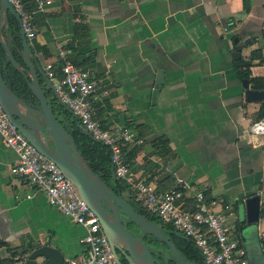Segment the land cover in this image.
<instances>
[{
    "label": "crops",
    "instance_id": "1",
    "mask_svg": "<svg viewBox=\"0 0 264 264\" xmlns=\"http://www.w3.org/2000/svg\"><path fill=\"white\" fill-rule=\"evenodd\" d=\"M248 2L246 13L242 0H45L43 9L25 0L42 68L53 63L59 74L61 42L71 61L109 90L100 106L102 124L129 127L141 140L129 145L135 146L133 177L163 192L180 180L205 191L233 229L244 221L238 239L249 264H264L257 234L264 220L247 234L244 209L241 218L234 209L241 199L260 195L264 178V149L248 130L262 101L245 100L235 68L237 59L249 61L259 48L264 57V0ZM1 39L10 40L6 27ZM238 47L240 57L232 58ZM252 63L250 77L264 82V63ZM158 70L164 76L152 102ZM40 82L51 105L60 103ZM16 158L0 137V241L6 244L0 252L37 241L65 259L87 257L79 241L83 227L11 173Z\"/></svg>",
    "mask_w": 264,
    "mask_h": 264
},
{
    "label": "built area",
    "instance_id": "2",
    "mask_svg": "<svg viewBox=\"0 0 264 264\" xmlns=\"http://www.w3.org/2000/svg\"><path fill=\"white\" fill-rule=\"evenodd\" d=\"M8 1L20 16L29 46L34 48L36 31L32 12L27 9L25 0ZM31 1L36 9H43L45 0ZM57 59L60 61L58 75L53 63H46L43 68L53 94L93 139L109 148L114 177L127 184L133 199L146 212L189 238L203 255L205 264H249L247 252L226 216L216 211L214 203L202 190L180 180L177 186L163 192L151 183L133 177L124 146L140 144L141 140L129 127L106 128L102 124L99 110L109 90L103 89L102 82L87 70L77 67L68 58L61 42L57 43ZM248 130L264 149V117L252 121ZM0 137L17 156L11 173L42 192L51 207L84 229L79 241L86 247L87 257H70L63 264H116L98 217L80 198L58 165L40 153L8 119L1 105ZM260 218L264 220V214ZM260 236L264 238V231ZM15 264H24V259Z\"/></svg>",
    "mask_w": 264,
    "mask_h": 264
},
{
    "label": "water",
    "instance_id": "3",
    "mask_svg": "<svg viewBox=\"0 0 264 264\" xmlns=\"http://www.w3.org/2000/svg\"><path fill=\"white\" fill-rule=\"evenodd\" d=\"M9 15L15 18L16 25H9ZM5 27L10 38L8 42L1 39V32ZM236 41L237 39H234V42ZM0 45L11 65L22 75L30 91L28 99L15 94L6 83L0 69V105L2 109L29 142L40 153L54 161L72 182L80 198L98 217L112 250H114V244L119 242L130 254L131 249L136 246L143 247L149 254L144 243L123 226L119 213V209H121L142 233L150 235L164 244L178 264H189L161 224L154 223L135 210L121 194L116 193L92 170L79 152L75 139L58 120L50 100L43 92L40 77L51 88L50 82L40 65V59L35 50L27 42L19 14L8 0H0ZM240 55L241 47L231 53L232 58L240 57ZM17 57L21 59L20 62L17 61ZM163 76V71L158 70L152 91V102L155 101L161 88ZM241 82L245 88L244 98L246 101H264V89L249 88L247 79H243ZM82 129L90 135L84 128ZM48 143H51L53 148L49 147ZM112 175L114 176L113 167ZM234 209L238 218H241L240 211L244 209L245 216L242 220L246 221L245 226L256 227L260 219V195L256 193L241 199L235 204ZM175 233L179 235V233ZM149 258L154 264L151 254H149ZM64 260L65 257L58 248L48 243L42 244L35 241L32 247L28 248L24 264H63Z\"/></svg>",
    "mask_w": 264,
    "mask_h": 264
},
{
    "label": "trees",
    "instance_id": "4",
    "mask_svg": "<svg viewBox=\"0 0 264 264\" xmlns=\"http://www.w3.org/2000/svg\"><path fill=\"white\" fill-rule=\"evenodd\" d=\"M242 4H243V11L247 13L250 9L248 0H242ZM8 23L9 25L17 24L15 18L11 15H9L8 17ZM262 36H264V31L262 32ZM250 43H251L250 40L245 42V44L247 45ZM68 58L70 59L69 56ZM255 58H258L259 63H264V57L262 56L260 48L251 52V60L249 61H244L241 58L237 59L235 64L236 72L238 78H240L241 81L243 79H247V81L252 84L253 89H264V82L262 79L250 77L251 74L250 67L253 64L252 59ZM0 69L6 83L12 88L13 92L18 96L28 99L30 97V91L27 88V85L22 75L11 65L1 45H0ZM52 108L58 120L65 126V128L70 133V135L75 139L76 146L79 152L85 158V160L92 168V170L105 183H107L110 187H112L116 193L121 194L140 214L146 216L154 223L161 224V226L165 229L166 234L170 237L171 241L175 244V246L180 250V252L182 253V255L189 264H205L203 255L189 238L184 236L182 233L174 230L170 224H164L156 216L146 212L140 206V204L133 199L131 193L129 192L127 184L120 179H116L112 175V164L110 159L109 148L103 145L101 142L93 139L87 133H85L82 129L83 127L81 126L80 121L77 120L75 117H73L70 111L61 103H56V104L53 103ZM99 115H100V110H99ZM262 117H264V101H262L260 104L259 112L257 113V118L255 120ZM124 149L126 151V162L129 166V162L132 159L135 146L134 147L124 146ZM203 192L206 196V192L205 191ZM260 213L261 216L262 214H264V201H262L260 204ZM129 223H132L131 225L137 228L133 224V222H129ZM243 223L244 221L238 223V225H236L233 229L237 237H239L240 235L239 229L243 225ZM175 232L179 233V235H176ZM145 235L147 236L149 243L152 246V249L159 251L160 249L159 246L162 243L158 242L157 239H155L150 235L147 234ZM260 239L264 249V238L261 237ZM34 242L28 243L29 245L27 246V248H31ZM2 246H6V244L5 242L0 241V248ZM4 249H5L4 252H0V264H15L17 261L14 260L22 261L26 255V254L20 255V254H16V252H13V254L11 253V257H7L6 253H8V251L6 249L8 248L6 247ZM159 254L162 255V252L159 251ZM166 260L168 264H178L176 260L171 256V254L170 257H168Z\"/></svg>",
    "mask_w": 264,
    "mask_h": 264
},
{
    "label": "flooded vegetation",
    "instance_id": "5",
    "mask_svg": "<svg viewBox=\"0 0 264 264\" xmlns=\"http://www.w3.org/2000/svg\"><path fill=\"white\" fill-rule=\"evenodd\" d=\"M48 146L53 148L51 143H48ZM119 213H120V219H121L123 226L133 236L140 239L144 243V245L148 249L149 254H151L152 256L153 263L154 264H168L166 260L168 257L166 256V253H165L166 250H164L166 249V246L163 244H160L159 251L162 252V255H160L158 250L152 249V246L150 245L149 240L147 236L145 235V233H142L138 228H135L133 225H131L132 223H129V222H132V221L121 209H119ZM113 247H114V250H112V246H111V251H112L116 264H152L149 258V254L141 246H136L132 248L131 254L129 251L125 250V246L119 242L114 244Z\"/></svg>",
    "mask_w": 264,
    "mask_h": 264
},
{
    "label": "rangeland",
    "instance_id": "6",
    "mask_svg": "<svg viewBox=\"0 0 264 264\" xmlns=\"http://www.w3.org/2000/svg\"><path fill=\"white\" fill-rule=\"evenodd\" d=\"M57 102H55V104H56ZM260 191H261V193H260V195L262 196V198H263V201H264V178H263V183H262V185H261V187H260ZM260 217H261V214H260ZM134 229V228H133ZM255 231V226H252V227H248L247 228V234H250V233H253ZM257 234H258V236H259V238H261V236H260V232L257 230ZM164 249V248H163ZM7 251H8V253H6V255H7V257H11V253L13 254V252H16V254H20V255H24V254H26L25 252H27L28 251V248H27V246L26 247H24V246H16V247H9L8 249H6ZM164 250H166L165 251V253H166V256L167 257H170V253L168 252V249H164ZM19 257V256H18ZM14 261H18V260H14ZM264 260H262V262H263ZM255 264H261V262H256ZM263 264V263H262Z\"/></svg>",
    "mask_w": 264,
    "mask_h": 264
}]
</instances>
